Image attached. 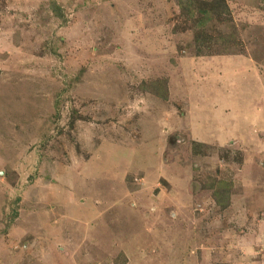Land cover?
Segmentation results:
<instances>
[{
    "label": "rangeland",
    "instance_id": "374dc122",
    "mask_svg": "<svg viewBox=\"0 0 264 264\" xmlns=\"http://www.w3.org/2000/svg\"><path fill=\"white\" fill-rule=\"evenodd\" d=\"M176 1L0 0V264H264V0Z\"/></svg>",
    "mask_w": 264,
    "mask_h": 264
},
{
    "label": "trees",
    "instance_id": "16d2710c",
    "mask_svg": "<svg viewBox=\"0 0 264 264\" xmlns=\"http://www.w3.org/2000/svg\"><path fill=\"white\" fill-rule=\"evenodd\" d=\"M176 2L178 8L182 11V14L189 20L193 21L198 29L202 30V32L214 17L216 18L219 15L223 16L225 14H228L229 12L224 0H205L203 2H199L197 0H177ZM196 8L197 11L195 12ZM51 10H53V13L56 14L59 18L62 17L61 9L56 5L54 1L51 4ZM157 86L158 85L155 84L154 89H150L152 93L162 92V88L164 86H161L160 90L159 87L157 88ZM220 183L221 184L219 185V187H217V190H219L221 186H227L225 182ZM213 197L217 200V202H219L217 199L218 196H216L215 193Z\"/></svg>",
    "mask_w": 264,
    "mask_h": 264
}]
</instances>
